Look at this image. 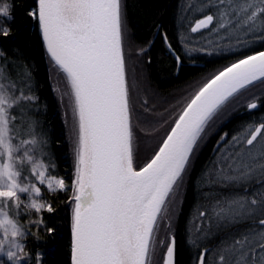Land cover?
<instances>
[{"label":"snow or ice","instance_id":"snow-or-ice-1","mask_svg":"<svg viewBox=\"0 0 264 264\" xmlns=\"http://www.w3.org/2000/svg\"><path fill=\"white\" fill-rule=\"evenodd\" d=\"M23 7L55 76L66 127L71 118L73 167L70 185L49 174L56 165L30 65L0 49V264H44L27 241L38 245L41 231L58 234L43 215L56 212L45 187L70 192V264H179L177 225L199 151L229 105L264 85V0H181L175 21L184 50L226 62L163 111L147 91L133 100L124 0ZM14 19L13 5L0 2V39L14 35ZM160 34L181 65L167 31ZM195 35L205 42L193 49L185 42ZM262 99L264 92L241 106L252 113ZM216 143L185 224L189 264H264V116L222 132ZM228 188L234 191H219Z\"/></svg>","mask_w":264,"mask_h":264},{"label":"trees","instance_id":"trees-1","mask_svg":"<svg viewBox=\"0 0 264 264\" xmlns=\"http://www.w3.org/2000/svg\"><path fill=\"white\" fill-rule=\"evenodd\" d=\"M0 2H8L13 5V16L15 17L13 21L8 22L14 35L8 40L0 39V49L6 51L10 56L17 55L30 65L34 91L39 97V119L47 132L50 151L54 157L53 163L56 165L54 169L49 167L48 171L57 179L64 178L70 185L73 164L69 155L65 129L61 121L57 101L50 84V65L44 53L38 31L24 13L23 6L31 5L32 0H0ZM124 4L126 6L130 42L137 47H141L147 46L148 42L152 41L142 61L151 88L159 94L167 96L175 90H180L185 85L200 80L204 75L214 71L226 62L222 57H206L202 53L191 58L186 57L188 55L184 50V45L180 42V29L175 21L181 0H124ZM157 25L160 26L159 31ZM162 31H167L173 47L183 59V63L178 70H176L174 59L167 53L162 43L160 34ZM186 44L188 47L194 48L195 42L186 41ZM149 59L151 63H148ZM261 92H264V85L257 84L249 92H245L243 96L233 101L226 109V114L222 117L220 123L214 126L216 130L221 133L228 132L231 135L239 129L241 124L264 116V107L249 113L246 107L241 106L245 98H249L254 94L259 95ZM261 103L264 104V99L261 100ZM215 132L212 133V136L208 138L199 151L184 195L183 211L177 225L179 264H189V252L184 246L185 224L195 203V182L212 159L210 155L216 142V138H213ZM143 147L144 143L142 142ZM43 191L44 198L51 201L56 208L55 213L49 214L45 211L43 215L48 226L55 227L58 234L49 237L41 231L42 239L40 243L36 245L33 239L30 238L27 241L28 246L33 251L40 250L43 252L44 264H70L69 209L67 207V197L70 196V192L67 194L63 192L52 194L48 193L46 187L43 188ZM219 191L223 192L222 189H219ZM21 220L26 222L27 217L22 216Z\"/></svg>","mask_w":264,"mask_h":264},{"label":"rangeland","instance_id":"rangeland-1","mask_svg":"<svg viewBox=\"0 0 264 264\" xmlns=\"http://www.w3.org/2000/svg\"><path fill=\"white\" fill-rule=\"evenodd\" d=\"M206 34L207 33H205V35ZM187 41L195 42L193 49L198 47L199 43L205 42L204 40H202V37H200L199 35L198 36L195 35L194 39H189ZM196 41H198V42H196ZM139 47L140 46L137 47L130 42V37H129V34L127 32V39L125 41V56L127 59L128 80H129L130 85L133 83L134 79L137 81L136 88L133 89V100L134 101L137 98V92L138 91H140V90L147 91L149 99L157 105L159 111H163L164 108L170 107V105L175 104L177 100H179L182 96L186 95L187 92L190 91V86L195 84V82L199 80L198 79L192 83H189V84L185 85L184 87H182L180 90H175L174 92L170 93L167 96H163V94L162 95L159 94L157 91H155L154 89L151 88V86L148 82V79H147V76L145 74L144 67H143V61H142L144 55L138 56L136 54ZM186 54L188 55L186 57L191 58L192 56H198L200 54V52L193 51V52H191V54H188L187 52H186ZM50 84H51L53 95L57 101L59 114H60L61 121H62L64 129H65V135H66L67 144L69 147V155H70L71 162H72L71 139H70L71 118L69 117L68 127H66L65 121H64V109L61 107V104H60L59 93L53 91V88L56 86V81H55L54 75H53V78L50 79ZM61 87H63L62 84H61ZM141 94H142V92H141ZM152 119H158V117H152ZM221 120H222V118H221ZM221 120H218L217 124H219ZM211 136H212V134L209 137H211ZM208 138H207V140H208ZM215 157L216 156H214V157L211 156V158H212L211 161L213 159H215ZM138 163H139V161H138ZM208 165H210V163ZM220 192L221 193L226 192V189H223V192L222 191H220ZM227 193H229V192H226L225 194H227ZM24 198H26V197H24ZM163 236H164V232L162 230L160 232V237L163 238Z\"/></svg>","mask_w":264,"mask_h":264},{"label":"flooded vegetation","instance_id":"flooded-vegetation-1","mask_svg":"<svg viewBox=\"0 0 264 264\" xmlns=\"http://www.w3.org/2000/svg\"><path fill=\"white\" fill-rule=\"evenodd\" d=\"M220 133H221V132L216 131V132L214 133V135H213V138H216V142H217V140H218V136H219ZM216 142H215V144H214V146H213V148H212V150H211V155H210V157H211V156H212V157L216 156V152L214 151V149H216V148L218 147V145H217ZM222 190H223V189H222ZM232 191H234V189H231V188L226 189V192H232ZM226 192H223V193L225 194Z\"/></svg>","mask_w":264,"mask_h":264},{"label":"water","instance_id":"water-1","mask_svg":"<svg viewBox=\"0 0 264 264\" xmlns=\"http://www.w3.org/2000/svg\"><path fill=\"white\" fill-rule=\"evenodd\" d=\"M167 51V50H166ZM167 53H168V51H167ZM169 54V53H168ZM172 57V56H171ZM173 58V57H172ZM174 59V58H173ZM179 67H180V65L179 66H177L176 65V70H178L179 69Z\"/></svg>","mask_w":264,"mask_h":264}]
</instances>
